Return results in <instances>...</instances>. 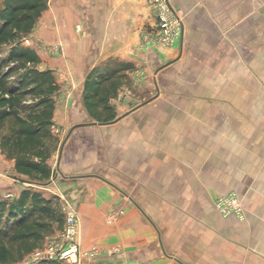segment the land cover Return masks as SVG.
Here are the masks:
<instances>
[{
  "label": "crops",
  "instance_id": "obj_1",
  "mask_svg": "<svg viewBox=\"0 0 264 264\" xmlns=\"http://www.w3.org/2000/svg\"><path fill=\"white\" fill-rule=\"evenodd\" d=\"M152 1L47 0L23 44L57 84L50 175L0 143V191L74 209L70 264H264V0H168L183 32L157 48ZM229 191L243 218L216 208Z\"/></svg>",
  "mask_w": 264,
  "mask_h": 264
},
{
  "label": "trees",
  "instance_id": "obj_2",
  "mask_svg": "<svg viewBox=\"0 0 264 264\" xmlns=\"http://www.w3.org/2000/svg\"><path fill=\"white\" fill-rule=\"evenodd\" d=\"M46 6L47 0H2L0 6V129L9 122L0 143L16 151L15 168L29 182L50 175L46 159L51 151L48 138L57 84L51 70L38 67L37 51L23 44ZM27 95L33 96L30 102L25 101ZM63 217L49 198L31 186L12 200L0 199L4 224L0 233L26 249L43 242L52 223L60 226ZM7 254L0 244V259Z\"/></svg>",
  "mask_w": 264,
  "mask_h": 264
},
{
  "label": "built area",
  "instance_id": "obj_3",
  "mask_svg": "<svg viewBox=\"0 0 264 264\" xmlns=\"http://www.w3.org/2000/svg\"><path fill=\"white\" fill-rule=\"evenodd\" d=\"M152 4L155 25L153 31L143 32V44L154 48L174 45L182 36L183 13L177 10L168 0H153ZM215 206L223 215L235 214L242 216V206L233 192L218 195L215 199ZM63 211L64 226L60 234L59 243L56 244L54 256L58 259H76L79 251L77 216L69 204H65ZM120 212L121 210L118 209L116 212L111 213L109 220L116 219ZM44 253L47 254V252Z\"/></svg>",
  "mask_w": 264,
  "mask_h": 264
},
{
  "label": "rangeland",
  "instance_id": "obj_4",
  "mask_svg": "<svg viewBox=\"0 0 264 264\" xmlns=\"http://www.w3.org/2000/svg\"><path fill=\"white\" fill-rule=\"evenodd\" d=\"M1 2L2 0H0V6H1ZM32 98H33L32 95H27L25 98V101L30 102ZM8 123L9 122L4 123V126L0 129V135L6 132L5 129ZM33 188H35L36 190H39L41 194L45 196L46 198H49L51 201V205L59 209L63 213V216H64L63 207L65 206V204L64 205L59 204L58 200L55 199L56 197H55V194L53 193V190L49 189L48 187L47 188L33 187ZM230 192H233L236 195V198L238 199L243 209L242 216H237V215L236 216L239 218H243L244 217V207H243V204H242V201L239 195L235 191H229L223 194H228ZM223 194H219V195H223ZM15 197L16 195L10 196V194L8 196H5L2 190L0 191V199L6 198V199L12 200ZM215 199H214V203H215ZM3 225H4L3 222H0V226L3 227ZM63 226H64V217H63V222L61 223L60 226L56 222L52 223V230L50 233L45 235L43 242L29 249H26L24 246H22L20 243L16 241H12L11 238L3 235V233L1 232L0 233V244L3 245L7 249L8 254L4 260L0 259V264H70L72 260L71 258L58 259L54 256L55 254L54 250L56 248V244L59 243L60 234L63 229ZM44 252H47V254ZM41 260L42 261L45 260V262L37 263Z\"/></svg>",
  "mask_w": 264,
  "mask_h": 264
}]
</instances>
